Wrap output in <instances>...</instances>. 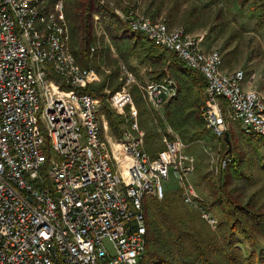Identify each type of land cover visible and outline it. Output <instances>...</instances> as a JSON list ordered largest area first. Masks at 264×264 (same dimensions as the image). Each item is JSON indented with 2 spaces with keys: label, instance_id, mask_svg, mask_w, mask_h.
<instances>
[{
  "label": "built area",
  "instance_id": "2783aa9c",
  "mask_svg": "<svg viewBox=\"0 0 264 264\" xmlns=\"http://www.w3.org/2000/svg\"><path fill=\"white\" fill-rule=\"evenodd\" d=\"M115 12L202 75L200 110L215 136L222 137L231 120L264 137V96L242 86L253 76L222 71V55L202 50V35L153 23L131 7ZM121 66L123 83L109 102L119 113L127 106L128 125L113 142L101 129L99 97L86 90L97 73L69 50L62 0H0V264H142L143 198L163 197L170 171L182 181V200L216 222L189 181L194 166L182 138L165 134L154 156L143 148L138 110L125 85L134 76ZM138 86L155 108L176 94L169 76ZM228 159H217L215 170Z\"/></svg>",
  "mask_w": 264,
  "mask_h": 264
},
{
  "label": "trees",
  "instance_id": "16d2710c",
  "mask_svg": "<svg viewBox=\"0 0 264 264\" xmlns=\"http://www.w3.org/2000/svg\"><path fill=\"white\" fill-rule=\"evenodd\" d=\"M62 1L69 29V50L80 66L90 65V46H93L96 40L94 16L97 15L117 52L116 59L110 61L113 69L106 79L111 90L118 88L122 82L118 80L119 64L123 62L131 68L130 61L135 59L138 65L146 68L150 80H161L166 76L174 80L176 94L163 108L165 120H168L169 125L176 130L188 125L197 138L205 134L206 128L200 110L205 80L198 71L187 67L176 52L152 44L142 33L132 31L110 6H118L116 2ZM141 1L121 0L124 5L122 10L129 7L141 10ZM220 1L209 0L207 3H201L199 0H144L145 6H142L141 11L153 23L160 22L158 20L161 17L169 27L182 23L185 32L189 34L205 30L203 43L213 33L215 38L221 37L229 26L227 9L220 6ZM228 1L237 3L240 9L256 14L254 28L264 33V0ZM224 49L228 48L224 46ZM227 52L228 56L232 57L234 50ZM233 61H236L235 57ZM227 66H231L230 59ZM99 88L87 86L86 90L101 98L100 109L104 112L111 130L119 136L125 118L104 101L105 93ZM132 94L138 106L143 100L142 92L140 94L136 85ZM138 118L139 122H149L148 115L140 108ZM228 130L229 140L232 141V131ZM154 134L157 132L154 131ZM147 135L149 136L145 132V138ZM247 135L254 147H257V143L263 138L256 134ZM221 141L225 147L219 154V159L230 157L229 162L227 161L226 166L218 168L216 178H206V205L215 209L219 219L217 227L211 229L202 224L197 228L191 222L189 212L187 213V210L169 194L163 195L161 199L148 195L143 198L147 232L142 264H264V249L256 248L258 237L264 238V183L246 194L244 181L251 180L252 176L244 164L247 165L254 159L246 160L244 153H234L233 149H228L223 137ZM256 151L258 152L257 148ZM257 157L254 161L260 164L257 170L264 172V162L261 160L263 155ZM245 239L251 242L250 249L238 246Z\"/></svg>",
  "mask_w": 264,
  "mask_h": 264
},
{
  "label": "rangeland",
  "instance_id": "374dc122",
  "mask_svg": "<svg viewBox=\"0 0 264 264\" xmlns=\"http://www.w3.org/2000/svg\"><path fill=\"white\" fill-rule=\"evenodd\" d=\"M112 1L116 2V5H118L116 7L110 5L113 8L114 12H115V8L117 9L124 8L123 7L124 5L121 4V0H112ZM199 1L201 3H207L209 0H199ZM231 3L228 0H221L219 3L220 6L226 7L228 12L229 26L227 27L225 33L221 37H216V38L214 33L211 34L208 37V39H205L203 41V43L201 41L200 46L201 48H205V49H217L221 52L222 65L220 66V69L222 71L231 72L235 69H242L246 74L245 80L247 79L248 76L249 77L253 76V80H246V81H248L251 85H253V87H256L260 91V93L264 96V33L254 28V24L257 19L256 14L249 13L248 10L246 9H240L237 3L235 2H231ZM139 6L141 10H142V6L144 8L145 6L144 0L141 1ZM141 10L138 9L139 12H142ZM158 21L165 22L162 17L159 18ZM177 26L183 27V24L180 23ZM94 33L96 36L95 43L93 44V46L95 47V52L92 55L91 53H89L90 65L88 67H92L95 69L97 73V79L90 82L88 87L93 89H97L100 87L99 89H101V91L105 93L104 101H106L109 104V106H111L109 102L110 94L113 91L119 89L123 83L121 65H124V63L123 62L120 63L119 69L117 70L119 75L118 80H122V82L118 88L112 91L110 83L107 82L106 79L111 74L113 69L110 61L116 59L117 52L114 47V44L110 40L109 35L105 31L103 25L99 23V21L98 23L96 22L94 23ZM204 34H205V30H199L195 33H192L191 35L204 36ZM209 39H212L213 41ZM224 46L228 48L227 50L230 49L234 50V52L232 53V57L228 56V52L226 49H224ZM233 57L236 58V61H233ZM229 59L231 66H227V61H229ZM126 67L128 68V71L133 74L134 81L131 83H125V85L127 89H129L131 92L132 100L134 105L137 107V110H139L140 108L148 115V119H149V122H139L141 129L144 131L145 149L150 155L154 156L164 146V141H163L164 134H167V136L169 137L180 136L182 138V140L186 143V145L184 146V153L187 155V157H190L192 159L194 166L193 171H191V173L188 175L189 181L193 184L198 196H200L203 206L214 215L216 222L215 221L210 222L206 220L205 217L201 215V212H199L198 208H196L193 205L187 204L182 200L181 197L182 181L179 180L178 177H176V175H174L172 171L169 172L168 178L163 180V184L165 188L163 195L165 196L169 194L170 197L177 200V202L180 205H182L184 209L187 210V213L189 212L188 215L191 219V222L197 228L201 227L200 225L202 224H205L208 228L211 229L216 228L219 222L218 215L214 208L206 205L207 204L206 197L208 193L206 178L211 179L217 177V175L215 174L218 170V169L215 170L216 167L218 166V164L216 165L217 159L220 158L219 154L222 153L225 147V144L222 143L221 141V138L223 136L222 137L215 136L212 133V131L208 129L206 126H205L206 132L200 138H197L198 136H194L192 134L193 129L188 127V125H186L185 128L181 130H176L172 128L167 122L168 120L167 121L165 120V116L163 114V108L166 102L160 108H155L150 103V101L147 98H145L144 95L141 94V89L138 86V82L150 80L146 72V68L144 66L138 65L135 59H131L130 67L134 68L136 71H133L128 66ZM143 68H145L144 71ZM245 82L242 84L244 88H246ZM135 85L138 88V91L140 92L143 100L138 106L136 105L132 94V89ZM99 99H100V106H102L101 98L99 97ZM126 110H127V106L124 109V112L119 113L117 111L121 116L126 118V122L122 126L123 128H126L128 125ZM99 111H100L99 115L101 119L102 132L108 138L112 139L111 141L113 142L116 141V139L119 138L120 135L119 136L116 135L111 130L108 121L103 122L107 119L105 117L104 112L101 109H99ZM227 127L232 131V141H230V145L227 144L228 149L230 148L233 149L234 153L235 152L244 153L243 157H246V160L248 158H251L252 160L254 159L249 164L247 165L244 164L247 172H250L252 176L251 180L244 181L245 184L244 190L246 194H248L252 190L260 187L264 183V172L263 171L261 172V170L259 169L257 170V168L260 167V164L258 162L257 163L254 162L255 159L258 158L257 157L258 155H263V159L261 160H263L264 162V137L259 140L260 142L257 143V147H254L253 143L248 138L249 135H247L241 130L238 121L227 120ZM154 131H156L157 134H154ZM145 132L149 134V136L147 135L146 138H145ZM256 148L258 149V152L256 151ZM115 155L118 158V155L117 154ZM156 198L161 199L162 197H156ZM258 238L259 240L258 243H256V248L264 249V238L261 236H259ZM238 246H241L242 248L250 249L251 242L245 239L241 243H239Z\"/></svg>",
  "mask_w": 264,
  "mask_h": 264
},
{
  "label": "crops",
  "instance_id": "0c3cea01",
  "mask_svg": "<svg viewBox=\"0 0 264 264\" xmlns=\"http://www.w3.org/2000/svg\"><path fill=\"white\" fill-rule=\"evenodd\" d=\"M141 68V67H139ZM145 70V68H143V71ZM246 84V88H249V87H253V85H251L248 81L245 82ZM100 119V118H99ZM100 122H101V119H100ZM103 122H107V120L103 121ZM125 122H126V118H125ZM127 122H128V118H127ZM158 122V121H157ZM180 137V136H179ZM143 148L145 149V142H144V145H143ZM146 150V149H145ZM147 151V150H146Z\"/></svg>",
  "mask_w": 264,
  "mask_h": 264
},
{
  "label": "water",
  "instance_id": "95a60500",
  "mask_svg": "<svg viewBox=\"0 0 264 264\" xmlns=\"http://www.w3.org/2000/svg\"><path fill=\"white\" fill-rule=\"evenodd\" d=\"M223 138H224V140L227 142V144L230 145L229 132H228V130H225V131L223 132Z\"/></svg>",
  "mask_w": 264,
  "mask_h": 264
},
{
  "label": "bare ground",
  "instance_id": "6f19581e",
  "mask_svg": "<svg viewBox=\"0 0 264 264\" xmlns=\"http://www.w3.org/2000/svg\"><path fill=\"white\" fill-rule=\"evenodd\" d=\"M164 135H165V134H164ZM115 154H117V155H118V158L120 159V156H119L118 152L115 151ZM165 179H166V178H165ZM146 232H147V230H146Z\"/></svg>",
  "mask_w": 264,
  "mask_h": 264
}]
</instances>
